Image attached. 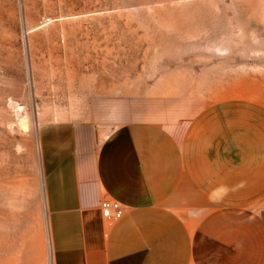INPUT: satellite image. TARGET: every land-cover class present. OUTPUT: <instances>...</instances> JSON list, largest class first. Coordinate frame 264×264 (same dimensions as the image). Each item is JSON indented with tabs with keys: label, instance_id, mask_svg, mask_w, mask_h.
I'll return each mask as SVG.
<instances>
[{
	"label": "rangeland",
	"instance_id": "obj_1",
	"mask_svg": "<svg viewBox=\"0 0 264 264\" xmlns=\"http://www.w3.org/2000/svg\"><path fill=\"white\" fill-rule=\"evenodd\" d=\"M167 104L194 163L264 158V0H0V264H55L46 132Z\"/></svg>",
	"mask_w": 264,
	"mask_h": 264
},
{
	"label": "crops",
	"instance_id": "obj_2",
	"mask_svg": "<svg viewBox=\"0 0 264 264\" xmlns=\"http://www.w3.org/2000/svg\"><path fill=\"white\" fill-rule=\"evenodd\" d=\"M102 109L44 137L55 264H264V158L255 144L232 142L229 157L194 163L193 150H213L207 123L177 143L175 105L131 118ZM106 200L120 203L119 219L105 220Z\"/></svg>",
	"mask_w": 264,
	"mask_h": 264
},
{
	"label": "built area",
	"instance_id": "obj_3",
	"mask_svg": "<svg viewBox=\"0 0 264 264\" xmlns=\"http://www.w3.org/2000/svg\"><path fill=\"white\" fill-rule=\"evenodd\" d=\"M102 215L108 219H119L122 216L119 202L106 200L101 203Z\"/></svg>",
	"mask_w": 264,
	"mask_h": 264
}]
</instances>
